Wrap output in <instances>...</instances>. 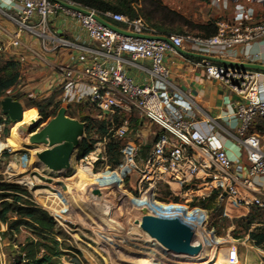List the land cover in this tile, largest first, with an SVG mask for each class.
Instances as JSON below:
<instances>
[{
  "label": "built area",
  "instance_id": "1",
  "mask_svg": "<svg viewBox=\"0 0 264 264\" xmlns=\"http://www.w3.org/2000/svg\"><path fill=\"white\" fill-rule=\"evenodd\" d=\"M213 2H231L234 8L231 21L217 22L216 34L207 38L160 36L140 18L102 14L66 0H0V19L12 26L10 33L0 28V34L9 36L8 47L20 52L17 63L37 61L38 67L48 65L56 90L65 88L84 97L108 124L103 147H95L81 162L89 161V166L105 162L106 141H121L119 172L123 177H137L142 202L156 184L164 183L176 197L204 201L213 195L224 217L243 218L250 206L264 209L255 184L256 179L264 177V151L259 137L250 132L254 120L264 117L260 84L264 72L201 61L207 80L221 83L229 94L239 98L234 101L237 125L231 137L242 154L231 160L225 149L210 140L213 121L200 117L194 102L172 84L165 64L169 56L185 61L187 58L179 51L234 58L250 44L264 41V18L253 9H264V0ZM99 20L130 35L117 33ZM56 21L62 25L60 30ZM76 28L87 41L68 38ZM140 36H160L166 41ZM5 50L0 45V53ZM45 55L63 61L52 65L44 60ZM143 63L148 64L149 81L138 84L126 68L141 69L139 64ZM245 64L264 67L258 54L248 57ZM20 82L21 75L15 86ZM86 87L90 89L88 94ZM3 127L4 122L0 131ZM148 139L150 150L143 154ZM199 216L190 221L193 227L205 222L207 216Z\"/></svg>",
  "mask_w": 264,
  "mask_h": 264
},
{
  "label": "rangeland",
  "instance_id": "2",
  "mask_svg": "<svg viewBox=\"0 0 264 264\" xmlns=\"http://www.w3.org/2000/svg\"><path fill=\"white\" fill-rule=\"evenodd\" d=\"M158 1L170 14L172 31L180 35L201 37L202 27L216 24L225 16L222 5H216L213 0ZM14 96H18L24 120L38 115L36 106L50 98L79 109L81 116L88 117L90 127L80 141L93 143V151L95 147H103L108 124L98 118V111L89 105L58 98L55 92L39 98V95L33 97L15 88L4 93L0 102ZM3 117L0 112V124L4 122L0 131V184L20 188L8 203L14 204L12 199L16 197L21 206H35L45 211L55 227L50 237L54 243H51L36 239L26 227H21L16 234L9 233L7 226L0 222V264L22 262L20 247L29 240L46 244L49 250L57 253L50 264H264V248L255 246L243 234L237 223L240 218L223 216L215 196L204 201L176 197L167 185L160 183L142 202V194L137 191V177H123L119 172L120 153L115 149L107 154V145L115 142L121 147V141H106L105 162L89 166V161L78 159L76 149L66 170L50 172L39 166L34 157L44 147L18 142L13 132L15 125L6 121V117L3 121ZM146 144L150 147L151 140ZM149 203L152 208H148ZM248 213L249 209L246 216ZM199 214L207 216L206 220L193 227L190 221ZM145 216L172 222L182 236L183 245L191 248L192 254L170 255L161 251L157 241L144 231ZM8 217L15 220L13 215ZM40 250L45 251L44 248ZM189 258L195 259L194 262Z\"/></svg>",
  "mask_w": 264,
  "mask_h": 264
},
{
  "label": "crops",
  "instance_id": "3",
  "mask_svg": "<svg viewBox=\"0 0 264 264\" xmlns=\"http://www.w3.org/2000/svg\"><path fill=\"white\" fill-rule=\"evenodd\" d=\"M221 7L225 12V16L223 20L218 22L229 23L231 21L234 4L227 2ZM253 9L258 11V13L261 15V18H264V9L256 6H254ZM55 25L58 28L57 30H60L62 27L59 21H56ZM0 28L4 29L7 33L12 31V26L6 24L2 19H0ZM73 36H75V38H79L83 42L87 41L84 33L77 28L73 32L68 33V38L70 40L74 39ZM30 44L36 45L35 42H31ZM0 45L4 46L6 49L5 52L0 53L2 60L15 63L19 61L18 54L20 52L8 47L9 36H2L0 34ZM256 54H258L260 59L264 61V41L250 44L246 48H243L242 51L238 52L234 58H230L228 56L226 58L223 56L221 57L223 59H218L220 57L217 56V54L215 55L211 53L204 57L212 58L214 60L245 64V62L248 60V57L250 58ZM184 57L187 58L185 61L175 56H169L166 58L165 64L170 70V81L181 91L182 94L194 102L200 117L204 116L206 118H210L213 121L215 127L211 134L210 140L221 148L225 149L228 157L231 160H237L242 154V149L231 137V135L234 134L237 125L233 117L234 96L229 94L224 88V85L221 83L210 81L205 78V71L201 65V61L203 59L185 55ZM44 60L48 63L51 62L52 65L61 63L63 61L61 57H57L56 59L51 55H45ZM212 63L215 65H220L215 62ZM17 64L21 75V82L18 86L13 87L17 91L30 94L33 97H38L39 95V98L49 97L50 94L55 92L58 98H68L71 101L77 103L82 101L84 105H87L85 98L79 96L77 93H74L68 89L65 90V88L64 91L55 89L53 73L48 65L45 67L44 64H40V67H38L37 61L32 63L19 62ZM139 67H141V69L129 66L126 68V71L128 75L133 77L138 84H147L149 81L148 73L146 71L148 64H139ZM260 84L263 88L262 97L264 98V77L261 79ZM84 91L85 94H88L90 89L86 87ZM66 105L68 106V104ZM250 132L256 134L259 137L261 148L264 151V117H259L254 120L250 127ZM149 150L150 147L147 146L143 150V154L149 152ZM255 184L257 185L261 194V200L264 201V177L256 179Z\"/></svg>",
  "mask_w": 264,
  "mask_h": 264
},
{
  "label": "trees",
  "instance_id": "4",
  "mask_svg": "<svg viewBox=\"0 0 264 264\" xmlns=\"http://www.w3.org/2000/svg\"><path fill=\"white\" fill-rule=\"evenodd\" d=\"M66 1L73 2L102 14L112 13L122 15L130 20L140 18L160 36L180 35V32L174 33L172 31V24L168 19V15L170 14L161 6L158 0ZM201 30L204 33L201 37L206 38L214 36L217 32L215 23L204 26ZM19 76L20 72L17 63L4 61L0 58V97L16 85ZM17 99L18 96L11 98L12 101L16 102ZM43 101L36 106L38 116L41 118L42 123L53 118L61 105L60 102L54 101L53 98ZM77 115H79V118L76 117ZM66 116L83 123L85 135L89 133V119L86 116H81L79 109L68 105ZM6 121L9 122L7 118ZM76 149L78 151L77 157L81 160L93 151V143L82 140ZM115 149L120 153L121 147H119V143L111 142L107 145V154H112ZM19 191L20 188L17 185L0 184V222L7 226L9 233L16 234L21 227H26L36 236V239L54 243V240L50 237L53 235L55 222L45 211L35 206H21L19 205V198L16 197L12 199L14 204L8 203L11 195H15ZM208 201L211 202V199ZM8 215H13L15 220L11 221ZM237 223L239 229L249 237L255 246L264 248V209L250 206L247 216L240 218ZM40 248H44L45 251L41 252ZM20 253L23 256V263L18 262L16 264H50L51 259L57 256V253L49 250L46 244H40L35 240L26 241L20 247Z\"/></svg>",
  "mask_w": 264,
  "mask_h": 264
},
{
  "label": "water",
  "instance_id": "5",
  "mask_svg": "<svg viewBox=\"0 0 264 264\" xmlns=\"http://www.w3.org/2000/svg\"><path fill=\"white\" fill-rule=\"evenodd\" d=\"M99 21L104 26L117 33L126 36L130 35L129 33L123 32L102 20ZM140 37L166 41L165 38L160 36ZM179 52L185 56L205 59L231 68L250 69L264 72V67L260 65L214 60L200 55ZM233 101L238 102L239 98L234 97ZM66 109L67 106L61 104L56 115L43 124L38 115L24 120L22 108L17 102L10 99H5L0 102L1 113L15 125L13 128L15 139L20 143L44 147L40 152H36L34 157L39 166L46 168L50 172H60L68 168L70 157L85 134L84 124L67 117ZM144 231L148 236L157 241L159 248L164 253L169 254L174 251L176 254H192V249L183 245L181 234L170 221H157L145 216Z\"/></svg>",
  "mask_w": 264,
  "mask_h": 264
},
{
  "label": "bare ground",
  "instance_id": "6",
  "mask_svg": "<svg viewBox=\"0 0 264 264\" xmlns=\"http://www.w3.org/2000/svg\"><path fill=\"white\" fill-rule=\"evenodd\" d=\"M31 118H32V117H31ZM29 119H30V118H29ZM85 171H86V170H85ZM150 207L152 208V203H149V204H148V208H150ZM150 211H151V209H150ZM154 242H155V241H154ZM209 242H210V241H209ZM169 254H170V255H175L176 253H174V251H172V252H170ZM194 257H195V256H194ZM194 257H193V258H194ZM189 259H190L189 261H192V263H193L194 260H195V259H192V258H189ZM196 259H197V258H196ZM187 260H188V259H187ZM199 262H200V261H199ZM180 263H181V262H180ZM201 263H202V262H201Z\"/></svg>",
  "mask_w": 264,
  "mask_h": 264
}]
</instances>
